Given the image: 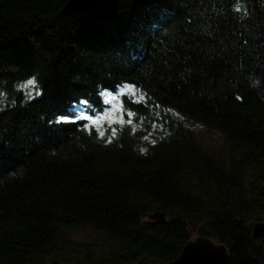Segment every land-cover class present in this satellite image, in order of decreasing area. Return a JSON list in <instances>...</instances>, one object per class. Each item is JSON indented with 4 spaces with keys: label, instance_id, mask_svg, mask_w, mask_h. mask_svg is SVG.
Returning a JSON list of instances; mask_svg holds the SVG:
<instances>
[{
    "label": "trees",
    "instance_id": "1",
    "mask_svg": "<svg viewBox=\"0 0 264 264\" xmlns=\"http://www.w3.org/2000/svg\"><path fill=\"white\" fill-rule=\"evenodd\" d=\"M69 1L0 0V264H49L80 228L106 244L76 264H166L192 232L264 264V0H118L97 24ZM122 82L144 95L116 113L99 92ZM83 99L103 137L49 123Z\"/></svg>",
    "mask_w": 264,
    "mask_h": 264
},
{
    "label": "water",
    "instance_id": "2",
    "mask_svg": "<svg viewBox=\"0 0 264 264\" xmlns=\"http://www.w3.org/2000/svg\"><path fill=\"white\" fill-rule=\"evenodd\" d=\"M118 0H70L62 13L75 21L86 24H97L114 18ZM159 223H165L164 214L150 216ZM166 264H229V252L223 245L210 237L197 236L190 240L175 260Z\"/></svg>",
    "mask_w": 264,
    "mask_h": 264
},
{
    "label": "snow or ice",
    "instance_id": "3",
    "mask_svg": "<svg viewBox=\"0 0 264 264\" xmlns=\"http://www.w3.org/2000/svg\"><path fill=\"white\" fill-rule=\"evenodd\" d=\"M240 10L239 7L236 9ZM29 85H34L36 81L34 79H29L27 81ZM36 95H42L38 90L36 91ZM144 95L142 92H139L137 89V85L134 82H122L117 85L113 90H109L107 87L99 92V96L103 98V103L105 105H110L113 112L120 113L124 110V103L122 98H126L130 103H141L137 96ZM240 99V97H237ZM80 105L84 106V109L81 111H74L71 114H60L55 121H49V123H76V122H85L84 127L86 130H91L89 128V123L91 125L97 126L98 134L103 137L104 133L99 131V125L102 121L108 120L110 123L115 122L113 117L107 113L103 115H93L90 114V102L88 99H83L79 101ZM129 117L134 115L133 112L129 111L127 113ZM123 122L122 120L120 121ZM132 121L129 120L128 123ZM115 131V129H113ZM143 151V150H142Z\"/></svg>",
    "mask_w": 264,
    "mask_h": 264
},
{
    "label": "rangeland",
    "instance_id": "4",
    "mask_svg": "<svg viewBox=\"0 0 264 264\" xmlns=\"http://www.w3.org/2000/svg\"><path fill=\"white\" fill-rule=\"evenodd\" d=\"M193 129L196 132L198 140L203 144V146H206L207 148L220 154L227 155L226 148L224 147L225 143L222 142L219 135L211 133L198 126L193 127ZM149 140H152L151 135H147L143 143L146 144ZM192 237L193 239L197 237L194 232H192ZM71 239L73 241V248H71V252L67 253V255H52L50 257L49 264H67L68 262L76 264L75 260L77 257H84L89 252L92 253L91 255L99 257L100 251L104 247V244H106V240H104L102 236L87 228L77 229L76 236H73Z\"/></svg>",
    "mask_w": 264,
    "mask_h": 264
}]
</instances>
